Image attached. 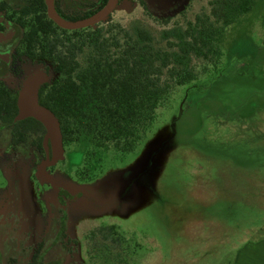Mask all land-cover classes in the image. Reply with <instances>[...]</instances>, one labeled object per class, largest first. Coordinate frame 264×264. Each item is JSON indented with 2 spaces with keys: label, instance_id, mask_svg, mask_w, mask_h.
<instances>
[{
  "label": "rangeland",
  "instance_id": "obj_1",
  "mask_svg": "<svg viewBox=\"0 0 264 264\" xmlns=\"http://www.w3.org/2000/svg\"><path fill=\"white\" fill-rule=\"evenodd\" d=\"M216 1L118 0L77 36L57 32L72 38L65 45L77 76L97 53L119 56L139 29L169 53L179 51L197 17L222 29L219 58L207 50V59L190 55L196 79L170 88L130 152L84 136L65 142L63 159L48 169L53 187L34 175L44 152L3 132L0 264L31 263L41 250L45 262L63 264H227L243 235L264 230V0L226 27L211 16ZM32 54L13 51L6 87L14 91L35 71L46 74L45 90L64 78L53 59ZM61 209L66 238L57 241Z\"/></svg>",
  "mask_w": 264,
  "mask_h": 264
},
{
  "label": "trees",
  "instance_id": "obj_2",
  "mask_svg": "<svg viewBox=\"0 0 264 264\" xmlns=\"http://www.w3.org/2000/svg\"><path fill=\"white\" fill-rule=\"evenodd\" d=\"M97 1L99 4L96 7ZM106 2L54 0V8L63 19L75 21L95 14ZM215 4L211 16L226 27L238 16L249 12L254 0H217ZM29 6V10L22 6L20 11L22 18L32 13L33 22L28 34L32 58L40 62L47 58L53 59L56 73L64 76L62 80H56L49 90H45L46 82L42 84L38 95L39 103L58 118L63 144L84 136L90 138L97 147L110 143L120 153L132 151L154 121L155 111L170 88L196 79L194 71L189 67L190 55L207 59L204 53L207 50L216 59L220 56L217 42L222 29L215 28L213 23L200 22L197 17L196 24H190L192 31L185 33L188 39L177 46L178 52L156 50L149 33L139 29L119 56L102 58L97 53L85 71L73 76L77 63L71 54L72 48L65 45L72 38L61 39L60 34H57H65L69 30L59 28L47 17L44 0H31ZM79 31L71 32L77 36ZM35 45H41L38 54L34 53ZM58 47L65 50L57 52ZM165 69L167 80L164 79ZM3 93L0 91V131L11 130L14 143L32 139L38 149L44 152L42 138L45 130L41 123L32 118L14 122L17 114L15 96ZM59 211L61 216L57 241L66 238L67 226L64 209ZM108 230L114 231L115 227L109 226ZM45 253L38 251L28 264H63L62 260L45 262Z\"/></svg>",
  "mask_w": 264,
  "mask_h": 264
},
{
  "label": "water",
  "instance_id": "obj_3",
  "mask_svg": "<svg viewBox=\"0 0 264 264\" xmlns=\"http://www.w3.org/2000/svg\"><path fill=\"white\" fill-rule=\"evenodd\" d=\"M47 17L61 29L78 30L97 25L106 19L115 9L118 0H107L105 6L95 14L75 21L60 17L54 8V0H44ZM46 81V74L35 71L27 75L21 82L17 92V114L14 122L32 118L43 126L45 133L42 138L44 159L35 169V177L44 179L54 187V182L48 173V169L63 159L64 146L60 122L55 114L47 107L39 103V89Z\"/></svg>",
  "mask_w": 264,
  "mask_h": 264
},
{
  "label": "flooded vegetation",
  "instance_id": "obj_4",
  "mask_svg": "<svg viewBox=\"0 0 264 264\" xmlns=\"http://www.w3.org/2000/svg\"><path fill=\"white\" fill-rule=\"evenodd\" d=\"M31 0H0V91L3 94L15 96V104L17 98V92L19 87L14 91L6 87L3 83L12 74V66L10 63V56L17 48L25 52V58H31L32 47L29 43L28 34L31 31L32 26V13L26 15L24 18L21 17L20 8L22 6L30 9ZM11 12L12 17L9 19L4 18L2 14ZM17 16V17H14ZM14 121V119H13ZM4 129L0 131V138L4 134ZM13 134V133H12Z\"/></svg>",
  "mask_w": 264,
  "mask_h": 264
},
{
  "label": "crops",
  "instance_id": "obj_5",
  "mask_svg": "<svg viewBox=\"0 0 264 264\" xmlns=\"http://www.w3.org/2000/svg\"><path fill=\"white\" fill-rule=\"evenodd\" d=\"M252 232L234 246V257L227 264H264V230L255 228Z\"/></svg>",
  "mask_w": 264,
  "mask_h": 264
}]
</instances>
